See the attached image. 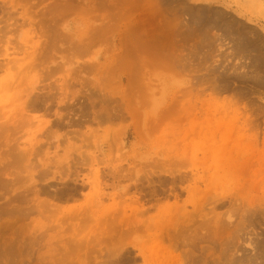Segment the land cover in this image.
Listing matches in <instances>:
<instances>
[{
  "label": "rangeland",
  "instance_id": "rangeland-1",
  "mask_svg": "<svg viewBox=\"0 0 264 264\" xmlns=\"http://www.w3.org/2000/svg\"><path fill=\"white\" fill-rule=\"evenodd\" d=\"M250 4L0 0V264H264Z\"/></svg>",
  "mask_w": 264,
  "mask_h": 264
},
{
  "label": "bare ground",
  "instance_id": "bare-ground-1",
  "mask_svg": "<svg viewBox=\"0 0 264 264\" xmlns=\"http://www.w3.org/2000/svg\"><path fill=\"white\" fill-rule=\"evenodd\" d=\"M15 1H16V0H11V2H12V7H13V8H15V6H16V5L14 6ZM166 1L168 2V0H166ZM245 1L248 2V3H251L250 5H253L252 3H255V2H256V0H245ZM166 4H167V3H166ZM20 7H21V6H20ZM204 9H205V8H204ZM48 10H49V9H48ZM188 10H189V9H188ZM3 11H4V10H3ZM197 11H198V10H197ZM199 11H200V10H199ZM79 12H80V11H79ZM205 12H207V11H205ZM5 13H6V12H5ZM7 13H8V12H7ZM189 13H191V12H189ZM196 13H197V12H196ZM216 13H217V12H216ZM200 14H201V13H200ZM126 15H127V14H126ZM119 16H120V15H119ZM196 16H197V15H196ZM196 16H195V17H196ZM124 17H126V16H124ZM190 17H191V16H190ZM126 18H127V17H126ZM126 18H125V19H126ZM199 18H200V16H199ZM211 18H212V17H211ZM12 19H13V18H12ZM114 19H115V18H114ZM122 19H124L123 16H122ZM197 19H198V18H197ZM215 19H216V18H215ZM1 20H2V19H1ZM24 20H25V19H24ZM195 20H196V19H195ZM212 20H213V19H212ZM226 20H227V18H226ZM2 21H3V20H2ZM17 21H18V20H17ZM189 21H190V20H188V23H189ZM201 21H202V20H201ZM216 21H218V19H217ZM118 22H119V20H118ZM212 22H213V21H212ZM4 23H5V22H4ZM181 23H182V22H181ZM197 23H198V22H197ZM199 23H200V22H199ZM220 23H221V22H220ZM194 24H195V23H194ZM211 24H212V23H211ZM225 24H226V23H225ZM231 24H232V23H231ZM20 25H21V24H20ZM164 25H166V24H164ZM184 25H186V24H184ZM190 25L192 26V24H190ZM190 25H189V26H190ZM195 25H196V24H195ZM208 25H209V24H208ZM16 26H17V25H16ZM213 26L216 27V26H217V23H216V25L213 24ZM186 27H187V26H186ZM198 27H199V25H198ZM223 27H224V26H223ZM232 27H233V26H232ZM196 28H197V27H196ZM210 28H211V27H210ZM210 28H209V30H210ZM249 28H250V27H249ZM217 29H218V28H217ZM219 29H220V28H219ZM188 30H189V29H188ZM201 30H203V29H201ZM209 30H208V31H209ZM222 30H223V29H222ZM238 30H239V29H238ZM186 31H187V30H186ZM205 31H207V30H205ZM218 31H220V30H218ZM240 31H241V30H240ZM198 32H199V31H198ZM201 32H202V31H201ZM210 32H211V31H210ZM229 32H230V31H228L227 33L231 35V33H229ZM236 32H237V31H236ZM202 33H203V32H202ZM207 33H208V32H207ZM227 33H226V34H227ZM237 33H238V32H237ZM189 34H190V33H189ZM228 34H227V36H228ZM204 35H205V34H204ZM211 35H212V34H211ZM230 35H229V36H230ZM245 35H246V34H245ZM196 36H197V35H196ZM222 36H223V35H222ZM233 36H234V35H233ZM242 36H243V35H242ZM242 36H241V37H242ZM249 36H250V35H249ZM65 37H66V33H65ZM201 37H202V36H201ZM230 37H231V36H230ZM189 38H190V37H189ZM212 38H213V37H212ZM237 38H238V36H237ZM194 39H195V38H194ZM208 39H209V38H208ZM208 39H207V40H208ZM214 39H215V38H214ZM230 39H231V38H230ZM240 39H241V38H240ZM242 39H243V41H244V43H245L244 38H242ZM197 40H198V39H197ZM199 40H200V39H199ZM210 40H211V38H210ZM236 40H237V39H236ZM250 40H251V39H250ZM238 41H239V40H238ZM201 42H202V41H200V43H201ZM209 42H210V41H209ZM217 42H218V40H217L215 43H217ZM240 42H241V40H240ZM263 42H264V41H263ZM233 43H234V41H233ZM244 43L242 42V45L245 46L246 43H247V41H246L245 44H244ZM208 45H209V43H208ZM210 45H211V44H210ZM212 45H213V43H212ZM236 45H237V44H236ZM238 45H240V44H238ZM253 45H254V44H253ZM262 45H263V44H262ZM240 46H241V45H240ZM260 46H261V45H260ZM78 47H79V46H78ZM217 47H218V45H217ZM234 47H235V46H234ZM237 47H238V46H237ZM245 47H246V46H245ZM206 48H207V47H206ZM238 48H239V47H238ZM253 48H254V47H253ZM247 49H248V48H247ZM236 50H238V49H236ZM248 50H249V49H248ZM248 50H247V51H248ZM255 50H256V49H255ZM194 51H195V50H194ZM233 51H234V50H233ZM233 51H232V53H233ZM250 51H251V49H250ZM257 51H258V50H257ZM197 52H198V51H197ZM236 52H237V51H236ZM236 52H235V53H236ZM238 52H239V51H238ZM260 52H261V51H260ZM161 53H162V52H161ZM206 53H207V52H206ZM213 53H214V52H213ZM223 53H224V52H223ZM225 53H226V52H225ZM235 53H233V54H235ZM252 53H253V52H252ZM257 53H258V52H257ZM167 54H168V52H167ZM197 54H198V53H197ZM203 54H204V53H203ZM210 54H211V52H210ZM210 54H209V55H210ZM239 54H240V53H239ZM242 54H243V52H242ZM207 55H208V54H207ZM230 55H231V54H230ZM230 55H229V56H230ZM257 55H258V54H257ZM159 56H160V55H159ZM232 56H233V55H232ZM234 56H235V55H234ZM262 56H263V55H262ZM239 58H240V57H239ZM250 58H251V57H250ZM250 58H249V59H250ZM259 58L261 59L262 57H259ZM206 59H207V58H206ZM253 61H254V60H253ZM261 62H262V61H261ZM198 65H199V64H198ZM200 68H201V67H200ZM258 68H259V67H258ZM254 69H255V68H254ZM28 97H29V96H28ZM30 98H31V97H30ZM30 98H29V99H30ZM213 98H214V97H213ZM30 100H31V99H30ZM72 100H73V99H72ZM34 101H35V100H34ZM217 102H218V101H217ZM25 104H26V103H25ZM224 104H225V103H224ZM30 105H31V104H30ZM32 105H33V104H32ZM235 109H236V108H235ZM236 113H237V112H236ZM240 115H241V114H240ZM108 116H109V115H108ZM218 130H219V129H218ZM231 134H233V133H231ZM94 142H95V141H94ZM96 147H97V146H95L94 148L96 149ZM96 150H97V149H96ZM21 155H22V154H21ZM22 158H23V157H22ZM93 158H94V157H93ZM80 163H81V162H80ZM76 164H77V163H76ZM81 164H82V163H81ZM83 164H84V163H83ZM52 165H53V164H52ZM63 165H64V164H63ZM85 165H86V164H85ZM88 166H89V165H87L86 167H88ZM77 169H78V168H77ZM59 174H60V173H59ZM98 181H99V178L97 177V174L95 173V184H96V185H98ZM2 185H3V184H2ZM64 188H66V187H64ZM66 190H67V189H66ZM62 195H63V194H62ZM16 208H17V207H16ZM36 208H37V207H36ZM23 210H24V209H23ZM172 210H173V209H172ZM175 210H176V209H175ZM31 212H32V211H31ZM174 212H175V211H174ZM30 214H31V213H30ZM23 215H24V214H23ZM20 216H21V215H20ZM13 217H14V216H13ZM15 217H16V216H15ZM161 217H162V216H161ZM160 219H161V218H160ZM108 223H109V222H108ZM159 223H160V222H159ZM106 226H107V225H106ZM108 227H109V226H108ZM169 227H170V226H169ZM199 229H200V228H199ZM200 230H201V229H200ZM196 231H197V230H196ZM193 236H194V235H193ZM198 236H199V235H198ZM198 236H197V237H198ZM199 238H200V237H199Z\"/></svg>",
  "mask_w": 264,
  "mask_h": 264
}]
</instances>
